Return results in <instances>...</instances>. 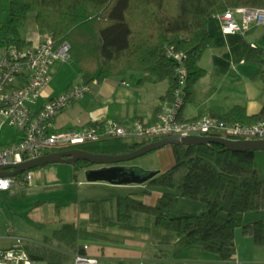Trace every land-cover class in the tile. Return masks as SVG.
<instances>
[{
    "label": "trees",
    "instance_id": "16d2710c",
    "mask_svg": "<svg viewBox=\"0 0 264 264\" xmlns=\"http://www.w3.org/2000/svg\"><path fill=\"white\" fill-rule=\"evenodd\" d=\"M239 7L264 8V0H0V50L10 44H29L21 38L19 29L28 15L33 14L39 34L50 35L55 43L63 40L69 43L70 57L83 85L128 71L145 72L156 81H167L162 102L170 100L179 87L177 63L167 55L171 50L183 56L184 104L192 100L194 85L204 74L199 59L213 44L207 31L208 21L227 9ZM242 60L261 64L260 48L244 43ZM207 112L224 121L264 120V109L254 115H247L240 106L228 111L211 108ZM146 143L108 139L76 148L120 155ZM171 150L174 162L164 171L113 166L87 170L86 174L89 181L125 184L122 179L126 178L164 189L154 204L138 198L149 193L146 189L138 194L117 196L114 200L117 221L130 222L134 220L133 213L146 214L153 218L155 227L184 236L188 244L201 246L221 259L234 254L236 228L251 236L255 245L264 246V218H256L250 224L243 220L247 212L264 211V181L254 167L255 151L233 150L213 143L171 145ZM72 165L77 169L94 164L79 160ZM179 198L199 201L201 213L173 215ZM101 214L102 220H107L103 208ZM52 236L76 248L77 229L71 224H64ZM77 249L82 251L81 246ZM25 250L32 259L62 264L59 252L30 245Z\"/></svg>",
    "mask_w": 264,
    "mask_h": 264
},
{
    "label": "crops",
    "instance_id": "0c3cea01",
    "mask_svg": "<svg viewBox=\"0 0 264 264\" xmlns=\"http://www.w3.org/2000/svg\"><path fill=\"white\" fill-rule=\"evenodd\" d=\"M235 16L238 18L237 14ZM28 17L33 25L24 33L19 29V33L27 43L37 44L42 40L43 35L36 31L34 15L29 14ZM207 31L212 36L213 44L199 59L198 63L204 70V74L194 85L192 100L183 104L182 117L196 118L207 115L208 109L211 108L228 111L234 106L243 107L247 115L259 113L264 109V76L261 64L254 61H243L242 55L244 43L254 44L258 48L264 47V25H251L244 34L238 32L224 34L220 21L212 17L207 23ZM74 71L75 77L76 75L79 77L78 81L64 70L61 61H55L51 66V81L43 90L40 102L73 85L82 84L78 68L76 67ZM91 84L95 86V95L85 94L59 113L54 119L56 128H79L106 119L123 123L140 118L147 123H152L162 102L161 97L168 87L166 80L156 81L152 75L140 71H128L124 75L110 76ZM154 152H156V160L165 167L161 171L173 164L171 146H164ZM90 168H85V174L87 170H94ZM74 176H78L76 168H74ZM85 178L78 183L96 182L89 181L87 175ZM123 181L126 183L122 188L129 190V193L138 194L144 189L148 190V194L138 196L147 204H154L164 190L160 187L149 186L147 182L135 183L126 178ZM30 185H32V179ZM100 207L104 209L103 205ZM138 214L133 213L136 225L132 228L139 234L135 237L130 233L124 236V239L133 245L134 250L126 252L120 249H109L103 254L110 258L102 254L99 257L115 258V261L122 264H169L221 260L218 255L205 251L201 246L188 244L184 236H177L172 231L155 227L152 217H139ZM256 218H264V212H247L243 216L246 224L252 223ZM11 237V233H4L0 230V240H7L10 243L5 246L0 244V249L11 246L13 240ZM234 244L235 251L229 259L239 264H264V246L255 245L252 237L244 235L241 229L234 231ZM87 247L88 254L98 255L96 250L90 252L88 245ZM128 254L130 257L122 258L127 257Z\"/></svg>",
    "mask_w": 264,
    "mask_h": 264
},
{
    "label": "built area",
    "instance_id": "2783aa9c",
    "mask_svg": "<svg viewBox=\"0 0 264 264\" xmlns=\"http://www.w3.org/2000/svg\"><path fill=\"white\" fill-rule=\"evenodd\" d=\"M238 15L236 18L235 15ZM224 34H244L251 25H264V8L227 9L215 15ZM251 47L258 48L254 44ZM66 40L55 43L43 35L37 44H10L0 50V132L5 126L14 131L6 142L0 141V166L14 165L47 153L76 148L79 145L108 139L151 142L168 136L216 137L229 141H264V120L256 123L224 121L202 115L183 118L181 86L186 73L181 53L168 51L177 63L179 87L172 98L160 104L152 123L134 118L123 123L111 119L93 122L79 128L58 129L54 119L88 91L83 84L73 85L59 94L40 102L43 90L50 83L51 66L55 61L71 59ZM261 50V69L264 76V47ZM11 170V169H7ZM32 170L15 175L0 176V192L20 189L31 184ZM12 233L11 230L8 231ZM9 248L0 249V264H46L32 259L26 252V240L14 236ZM76 249L71 264H122L87 253V245ZM169 264H239L226 258L219 261L173 262Z\"/></svg>",
    "mask_w": 264,
    "mask_h": 264
},
{
    "label": "rangeland",
    "instance_id": "374dc122",
    "mask_svg": "<svg viewBox=\"0 0 264 264\" xmlns=\"http://www.w3.org/2000/svg\"><path fill=\"white\" fill-rule=\"evenodd\" d=\"M31 25L33 22L28 17L20 31L24 33L30 30ZM61 63L64 70L78 81L79 77L77 75L75 77L74 73L75 62L70 59ZM92 85L88 87L86 95H95V86ZM13 131L10 127H3L0 132V141L6 142L10 139ZM154 151L124 163L93 165L90 169L130 164L145 171H161L165 167L156 160ZM254 167L260 180L264 181V151H255ZM77 171L78 176L75 177L73 165L65 163L36 167L32 169V185L13 189L11 192H0V230L4 233L11 230L12 237L25 239L26 245L59 252L62 264H71V255L75 249L57 241L52 236L54 231L59 230L64 224H71L77 229L75 246L87 244L90 252L97 251L96 256H104L103 253L109 249H120L126 252L134 250L133 245L124 239V236L129 233L133 237L139 234L132 228L136 225L134 220L117 221L114 216L115 198L128 194L129 190L122 188L123 184H111L106 181L78 183L86 177V174L85 168H77ZM102 205L107 220H102L100 207ZM201 211L202 204L199 201L179 198L173 215H197ZM138 216L149 217L143 213ZM0 244L5 246L10 243L7 240H0ZM128 257L130 254L122 258Z\"/></svg>",
    "mask_w": 264,
    "mask_h": 264
},
{
    "label": "water",
    "instance_id": "95a60500",
    "mask_svg": "<svg viewBox=\"0 0 264 264\" xmlns=\"http://www.w3.org/2000/svg\"><path fill=\"white\" fill-rule=\"evenodd\" d=\"M208 143L219 144L233 150L249 149L253 151H264V141H229L216 137L168 136L148 142L129 153L120 155L95 154L78 148L55 151L19 164L0 166V176L15 175L27 170H32L36 167L53 163L73 164L79 160L88 161L94 165H114L130 161L164 146Z\"/></svg>",
    "mask_w": 264,
    "mask_h": 264
},
{
    "label": "flooded vegetation",
    "instance_id": "af4514ba",
    "mask_svg": "<svg viewBox=\"0 0 264 264\" xmlns=\"http://www.w3.org/2000/svg\"><path fill=\"white\" fill-rule=\"evenodd\" d=\"M72 149V148H71Z\"/></svg>",
    "mask_w": 264,
    "mask_h": 264
}]
</instances>
